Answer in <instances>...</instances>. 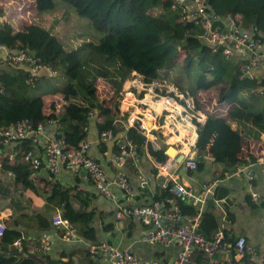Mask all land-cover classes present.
Segmentation results:
<instances>
[{"label":"trees","instance_id":"obj_1","mask_svg":"<svg viewBox=\"0 0 264 264\" xmlns=\"http://www.w3.org/2000/svg\"><path fill=\"white\" fill-rule=\"evenodd\" d=\"M206 1L218 15H229L237 26L252 27L264 41V0ZM13 2L6 9L0 5V15L4 14L0 20V43L32 56L40 55L42 64L50 65L55 72L42 69L31 77L28 63L4 62L0 66V127L25 118L33 123L42 122L48 125V132L65 138L68 149L86 140L92 127L103 145V132L115 136L122 131L141 153L144 135L135 125L125 124L124 115L119 112L121 90L135 70L145 80L157 78L174 83L193 95L197 108L206 110L205 119L196 122L194 150L199 156L191 170L201 169L210 160L220 167L218 177L222 180L226 171L248 162L244 143L247 138L258 139L264 133V95L257 90L255 78L240 75L243 62L225 57L221 48L211 51L200 37L201 26L192 20L180 21L179 11L170 6V0H25L22 4L21 0H9ZM218 84L223 85L220 97L224 104L229 102L225 113L208 111L202 99V91L209 93ZM119 142L116 140L113 146L115 153L120 150ZM26 143L29 140L0 138V165L4 164L13 176L8 181L0 176V195L12 190L11 183L31 185L29 175L33 168L20 153ZM1 148L2 152L6 148L14 154L9 158ZM145 148L158 161L167 157L164 144H147ZM250 175L248 181L254 187L256 180ZM171 184L169 180L152 201L159 200L166 207L179 205L185 214L194 213L196 207L175 196L169 189ZM216 186L208 199L223 197L217 193L221 183ZM76 194L84 203V198ZM246 198L250 206H264L258 197L254 199L248 194ZM48 199L52 203L48 209L66 201L57 187L51 189ZM63 215L77 226L81 237L95 235L89 223L94 212L81 208ZM10 218L0 236V248L10 250H0V264H26L29 258L19 263L23 254L10 245L19 237L38 234H25L18 225L23 219L36 218L38 225L47 227L48 217L20 211ZM219 222L213 206H206L198 228L210 237ZM66 254L69 253L62 251L60 256ZM65 261L72 264L69 256Z\"/></svg>","mask_w":264,"mask_h":264},{"label":"built area","instance_id":"obj_2","mask_svg":"<svg viewBox=\"0 0 264 264\" xmlns=\"http://www.w3.org/2000/svg\"><path fill=\"white\" fill-rule=\"evenodd\" d=\"M170 6L178 9L180 21L192 20L201 26L200 37L211 51L221 48L225 57L242 61L240 75L247 74L255 78L257 90L264 95V41H261L252 27L235 25L229 15L220 16L214 12L206 0H170ZM3 19L4 14H1L0 20ZM4 62L14 65L28 63L31 77H36L42 69L55 72L50 65L42 64L40 55L32 56L0 43V66ZM218 104L221 105L218 107H222L219 113H225L229 102ZM119 110L120 114L125 115L124 120L128 124L138 125L145 141L151 145H158V133H161L165 138L166 134L177 136L180 149L187 148L183 152L182 161L168 155L164 160L154 163L157 171L172 181L169 189L175 196L197 205L194 213L185 214L179 205L166 207L159 200L132 205L118 202L119 195L112 188V184L115 183L122 189H130L124 165L127 159L138 153L136 144L130 141L119 142L120 150L114 154L115 175L113 179H107L102 162L88 153V140H83L76 148L68 149L65 138L48 132L42 122L33 123L25 118L8 126H1L0 138L3 141L29 140V144L26 143L20 153L22 159L33 169L45 167L51 174H56L64 166L83 169L97 192L118 202L117 219L132 216L145 226L139 237L141 240L179 244L171 264H203L192 256L194 249L201 250L207 256V264L221 263L215 256L218 251H231L232 258L237 262H242L251 255L255 259L253 264H264V248L256 249L244 234L235 232L227 223H221L210 237H206L198 228L205 200L221 178L216 177L209 183H203L201 190L178 179L177 170L181 164L190 169L197 165L199 154L194 150L196 122L203 121L206 117V110L196 107L193 95L183 92L166 80H145L141 74L132 70L119 96ZM208 111L215 112L209 108ZM105 134H109V131L101 135ZM235 172L237 171L231 174ZM224 175L230 176L227 171ZM252 197L257 199V191L252 192ZM51 224V232H45L41 236L19 237L13 241V246L21 249L23 241H27L39 251H44L54 235L66 241L80 237L77 226L60 209L51 214ZM3 229L0 223V236ZM87 250L107 264H163L156 257H140L129 248L119 247L106 240L90 242Z\"/></svg>","mask_w":264,"mask_h":264},{"label":"crops","instance_id":"obj_3","mask_svg":"<svg viewBox=\"0 0 264 264\" xmlns=\"http://www.w3.org/2000/svg\"><path fill=\"white\" fill-rule=\"evenodd\" d=\"M24 1H21V4ZM11 4H14V2L9 3V0H0V5L3 8L5 7V9L10 7ZM20 12L26 13L25 11ZM27 12L33 14L32 10ZM26 25L27 23L23 27H26ZM172 135H167V141L172 142L177 139V136L170 137ZM194 137L196 138V135ZM101 138L105 140V145L100 143L101 139L99 140L96 131L92 127L90 135L86 139L89 141L88 153L102 162L107 179L108 177L113 179L116 171L113 146L116 140H123L125 136L120 131L115 136L105 134ZM164 143L165 139L159 145ZM244 144L243 151L246 154L248 153V162L238 163L232 170L227 171L230 176L224 175L223 177L226 178L216 183H221L222 187L219 188L217 193H221L223 197L208 199L214 192L209 193L205 200L204 208L213 206V210L219 216L220 225L223 222L227 223L232 230L244 234L248 242L256 249H259L264 248V206L259 208L250 206L246 197L248 194L252 195L251 190H256L258 193L257 200L264 202V133L258 139L247 138ZM143 147V152H138L137 156L127 159L124 165L130 189H122L115 183L112 184V188L119 195L118 202L120 203L127 205L150 203L155 193L169 181L168 177L157 171L154 163L156 159L148 153L145 146ZM4 149L5 151L3 150L2 152L1 148L2 154H6L11 158L14 151ZM186 150L187 148L183 147L178 152L183 153ZM1 157L3 158V155L0 154V164L2 161ZM3 165H0V176L3 180H12L11 172ZM247 166L246 170H249L250 174L255 177L256 183L254 187L248 181L250 178L249 174L246 175L245 170H243ZM188 169L190 168L181 165L177 170L178 179L193 185L198 190L202 189L203 183H209L218 177L220 172V167L211 163L210 160L205 161L201 169ZM233 171L237 172L231 174ZM29 176L30 186H24L21 183L13 185L11 183L10 187L12 190L7 195H0V223L2 225L7 223L12 215L20 211H26L32 215L39 212L46 218L48 217L49 224L47 227L38 225L36 218L23 219L22 221L24 222L20 223L18 227L23 229L25 234L36 233L41 235L44 232L53 230L50 216L56 209H60L62 213H67L74 211V209L84 208V211L94 212V216H92L89 223L92 225L95 235L89 237L80 236L71 241L63 240L59 236L54 235L50 240V245L44 251H39L35 245L27 241L23 242L21 249H16L12 243L10 248H14L17 252L23 254L18 260L19 263L29 258L26 264H34V261L38 262L36 258H39L41 260L39 264H67L65 260L69 256L72 259V264H107L101 258H93L87 251V245L99 239L107 240L122 248L127 247L143 258L156 257L163 264H171L174 261L179 244L175 242L161 243L141 240L139 237L145 226L135 218L126 217L122 220H116L114 213L118 202L97 192L92 180L83 169L64 166L56 174H51L45 167H41L33 169ZM215 186L214 188L217 187ZM53 187L60 188L61 195L66 198V201L63 202V205H56L53 209H48L52 205L48 195ZM76 193L79 196L81 195L82 199L84 198V203L80 201ZM110 225H112V228ZM5 249L10 250L5 247L0 248L1 252H4ZM62 251L69 254L60 256ZM192 256L203 264L208 263L207 256L199 249H194ZM215 256L221 260L219 264H253L255 261L254 257L249 255L244 261L237 262L232 258L231 251H218Z\"/></svg>","mask_w":264,"mask_h":264},{"label":"rangeland","instance_id":"obj_4","mask_svg":"<svg viewBox=\"0 0 264 264\" xmlns=\"http://www.w3.org/2000/svg\"><path fill=\"white\" fill-rule=\"evenodd\" d=\"M21 1H23V0H21ZM127 28L128 27H126V29ZM120 34H122V33H120ZM120 39L123 40V37L121 36ZM120 44H124V42H122ZM83 56H84V54H83ZM222 88H223V85H219L218 84V85H215L212 89H210L209 93H205V92L202 91V95H203L202 99L206 103L205 106H207L212 111H218V110H220V108H222V107H218V106H221L220 104H218V101L222 100L221 97H220V91H221ZM177 145H178V143H177ZM247 168H248V166L244 167L243 170H245L246 175L249 174L248 176L250 177L251 176L250 175V171L249 170L247 171L246 170Z\"/></svg>","mask_w":264,"mask_h":264},{"label":"clouds","instance_id":"obj_5","mask_svg":"<svg viewBox=\"0 0 264 264\" xmlns=\"http://www.w3.org/2000/svg\"><path fill=\"white\" fill-rule=\"evenodd\" d=\"M42 71V70H41ZM132 72V71H131ZM168 82H170V81H168ZM172 83V82H171ZM174 84V83H173ZM178 87V86H177ZM180 89V88H179ZM181 90V89H180ZM183 91V90H182ZM183 92H185V91H183ZM188 93V92H187ZM190 95H192L191 93H189ZM218 102H220V103H222V104H224V99H222L221 101H218ZM119 112H120V110H119ZM122 115H124V114H122ZM125 115H124V118L122 119L124 122H125V124H127V125H135L137 128H138V125L135 123V124H128L125 120ZM151 123V122H150ZM45 126H46V128H47V124H45ZM48 129V128H47ZM139 129V128H138ZM140 130V129H139ZM140 132H141V130H140ZM142 133V132H141ZM110 134V133H109ZM143 134V133H142ZM144 135V134H143ZM159 135H161V140L159 139ZM167 135L168 134H166V138H167ZM145 137V136H144ZM197 137V136H196ZM165 138V136L163 135V134H161V133H158V145L157 146H154V147H159L160 145H159V143L161 142V141H163L164 139H165V143H164V146H165V149H166V147L168 146V145H174L175 147H176V149H177V151H180L181 149H180V143L179 142H177L176 140H174V141H172V142H169V141H167V139ZM120 141H128L129 142V140H127V138L125 137L123 140L122 139H119ZM177 143H178V145H177ZM195 143V142H194ZM147 144H151V143H148V142H146L145 141V139H144V144L142 145V146H147ZM163 145V144H162ZM153 146V145H152ZM166 153V152H165ZM179 153H181V152H179ZM115 154V153H114ZM138 154V153H137ZM167 154V153H166ZM169 154H167V156H168ZM137 156V155H136ZM170 156H171V154H170ZM173 156V155H172ZM175 157V156H174ZM176 158V157H175ZM182 159H183V157H182ZM177 160V159H176ZM155 161H157V160H155ZM154 161V162H155ZM182 161V160H181ZM181 165H183V164H181ZM157 168V167H156ZM170 180V179H169ZM119 200V199H118ZM124 204V203H123ZM117 208H118V206L116 207V210H115V213H114V217H115V219L116 220H122V219H117L116 218V211H117ZM126 217H130V218H135V217H132V216H126ZM126 217H124V218H126ZM123 218V219H124ZM136 219V218H135ZM138 220V219H137ZM139 221V220H138ZM107 241V240H106Z\"/></svg>","mask_w":264,"mask_h":264},{"label":"water","instance_id":"obj_6","mask_svg":"<svg viewBox=\"0 0 264 264\" xmlns=\"http://www.w3.org/2000/svg\"><path fill=\"white\" fill-rule=\"evenodd\" d=\"M172 149L177 150L176 147H175L174 145H168V146L166 147V149H165V152H166L167 154L170 155ZM177 152H178V151H176V152L173 154V156H175L176 159H177L178 161H181V160H182V157H183V156H181L182 153H178V154H176ZM180 157H181V158H180ZM38 260H40V259L38 258ZM40 261H41V260H40Z\"/></svg>","mask_w":264,"mask_h":264},{"label":"bare ground","instance_id":"obj_7","mask_svg":"<svg viewBox=\"0 0 264 264\" xmlns=\"http://www.w3.org/2000/svg\"><path fill=\"white\" fill-rule=\"evenodd\" d=\"M174 151H177V150L172 149V150H171V155H173V152H174ZM178 153H179V152H177V154H178ZM181 156H183V153L181 154Z\"/></svg>","mask_w":264,"mask_h":264}]
</instances>
